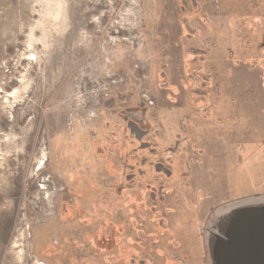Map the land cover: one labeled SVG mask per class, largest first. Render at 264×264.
I'll return each mask as SVG.
<instances>
[{
  "label": "rangeland",
  "instance_id": "1",
  "mask_svg": "<svg viewBox=\"0 0 264 264\" xmlns=\"http://www.w3.org/2000/svg\"><path fill=\"white\" fill-rule=\"evenodd\" d=\"M1 154L0 264H215L264 225V0H0Z\"/></svg>",
  "mask_w": 264,
  "mask_h": 264
},
{
  "label": "bare ground",
  "instance_id": "2",
  "mask_svg": "<svg viewBox=\"0 0 264 264\" xmlns=\"http://www.w3.org/2000/svg\"><path fill=\"white\" fill-rule=\"evenodd\" d=\"M57 6H58V10H59V6H60V2L57 1ZM61 11H57V14H60ZM35 39L34 34L30 31L29 36H28V42L31 44V42H33ZM37 58V57H36ZM23 79V78H22ZM23 82V81H22ZM17 93V91H16ZM12 95L16 96L15 93H11ZM6 96H11V95H6ZM5 102V100H4ZM10 138L8 136H5V142L9 141ZM3 154H1L0 159L3 158ZM226 229V227H225ZM222 235H226V237L224 236L223 242L224 244L222 246H224V248L219 247L218 249V245L215 244V246H212V250H213V259L215 260V264H232L233 259H234V249H235V244L237 245L238 242L240 241V232L239 230H236L234 232H230V233H225L224 231L222 232Z\"/></svg>",
  "mask_w": 264,
  "mask_h": 264
},
{
  "label": "water",
  "instance_id": "3",
  "mask_svg": "<svg viewBox=\"0 0 264 264\" xmlns=\"http://www.w3.org/2000/svg\"><path fill=\"white\" fill-rule=\"evenodd\" d=\"M257 228L258 229H257L256 234H255L254 230L251 231V235H253V237L250 239H249L250 234L248 231H247V234H249L248 236L246 234H243L242 237L240 236V241L238 242V244L242 242L243 237L245 235V238L248 237L247 238L248 241L246 240L245 245H249L248 247L250 248L249 249V248H247V246H245L246 248L242 249V254L244 257L242 259H244L243 263H245V264L246 263L247 264H264V225L259 224V226ZM253 231H254V233H253ZM236 248L237 247H235V249H234V259H233L232 264H236V262H235V259L237 257L236 256L237 255V252H236L237 249ZM246 255H249V258L248 257L246 258L245 257Z\"/></svg>",
  "mask_w": 264,
  "mask_h": 264
}]
</instances>
